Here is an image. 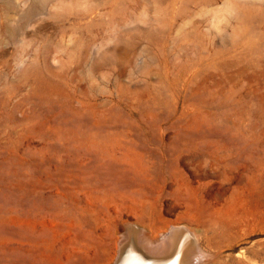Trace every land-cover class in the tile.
Listing matches in <instances>:
<instances>
[{
  "label": "rangeland",
  "instance_id": "1",
  "mask_svg": "<svg viewBox=\"0 0 264 264\" xmlns=\"http://www.w3.org/2000/svg\"><path fill=\"white\" fill-rule=\"evenodd\" d=\"M124 221L264 264V0H0V264Z\"/></svg>",
  "mask_w": 264,
  "mask_h": 264
},
{
  "label": "bare ground",
  "instance_id": "2",
  "mask_svg": "<svg viewBox=\"0 0 264 264\" xmlns=\"http://www.w3.org/2000/svg\"><path fill=\"white\" fill-rule=\"evenodd\" d=\"M114 232L117 244L114 258L109 263L97 264H204L200 262L202 253L196 248L197 235L184 225L172 226L162 236L124 221V226Z\"/></svg>",
  "mask_w": 264,
  "mask_h": 264
}]
</instances>
